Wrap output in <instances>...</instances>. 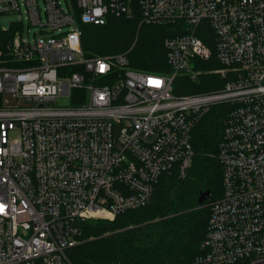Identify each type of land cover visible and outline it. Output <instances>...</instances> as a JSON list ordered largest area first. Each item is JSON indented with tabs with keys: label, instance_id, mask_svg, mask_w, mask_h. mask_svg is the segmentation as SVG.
I'll return each mask as SVG.
<instances>
[{
	"label": "built area",
	"instance_id": "2783aa9c",
	"mask_svg": "<svg viewBox=\"0 0 264 264\" xmlns=\"http://www.w3.org/2000/svg\"><path fill=\"white\" fill-rule=\"evenodd\" d=\"M136 4L175 30L169 73L83 49L81 23ZM5 15L18 18L0 22V264H73L85 221L144 206L165 172L186 173L214 105L227 110L223 192L192 264H264V0H0ZM214 58L221 86L174 92Z\"/></svg>",
	"mask_w": 264,
	"mask_h": 264
},
{
	"label": "trees",
	"instance_id": "16d2710c",
	"mask_svg": "<svg viewBox=\"0 0 264 264\" xmlns=\"http://www.w3.org/2000/svg\"><path fill=\"white\" fill-rule=\"evenodd\" d=\"M80 28L88 56L126 53L134 68L171 72L165 40L175 30L145 20L137 4L131 13L109 14L103 25L81 23ZM219 66L215 58L202 62L201 83L178 76L174 92L215 91L221 86L222 77L212 70ZM225 109L222 105L212 106L193 128L195 153L185 174L177 168L165 172L144 206L121 212L114 220H87L82 224L80 242L68 250L73 264L193 263L206 236L211 204L223 192V166L218 153ZM206 190L211 195L199 204L198 198Z\"/></svg>",
	"mask_w": 264,
	"mask_h": 264
},
{
	"label": "rangeland",
	"instance_id": "374dc122",
	"mask_svg": "<svg viewBox=\"0 0 264 264\" xmlns=\"http://www.w3.org/2000/svg\"><path fill=\"white\" fill-rule=\"evenodd\" d=\"M61 3L63 6H66V0H61ZM17 18H18L17 15H5V16L1 17L0 22H1V25L5 26V27H9L10 23ZM35 30H38V28H35ZM62 101H64V100H62Z\"/></svg>",
	"mask_w": 264,
	"mask_h": 264
},
{
	"label": "water",
	"instance_id": "95a60500",
	"mask_svg": "<svg viewBox=\"0 0 264 264\" xmlns=\"http://www.w3.org/2000/svg\"><path fill=\"white\" fill-rule=\"evenodd\" d=\"M211 195L210 190H206L204 192H202L198 198V203L199 204H203L205 200H207Z\"/></svg>",
	"mask_w": 264,
	"mask_h": 264
}]
</instances>
